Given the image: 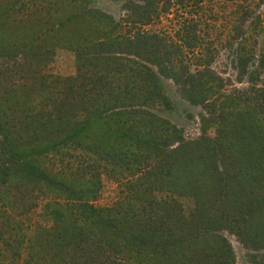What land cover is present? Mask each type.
<instances>
[{"label":"trees","instance_id":"16d2710c","mask_svg":"<svg viewBox=\"0 0 264 264\" xmlns=\"http://www.w3.org/2000/svg\"><path fill=\"white\" fill-rule=\"evenodd\" d=\"M113 1L118 20L0 0V264H237L231 236L263 252L256 0ZM63 51L68 77L49 70ZM165 82L201 109L197 137L154 113ZM108 173L121 193L101 206Z\"/></svg>","mask_w":264,"mask_h":264},{"label":"rangeland","instance_id":"374dc122","mask_svg":"<svg viewBox=\"0 0 264 264\" xmlns=\"http://www.w3.org/2000/svg\"><path fill=\"white\" fill-rule=\"evenodd\" d=\"M95 5L100 9L106 11L108 15L115 17L116 20H118L123 14V12L121 11V4L113 0H95ZM257 5H259V7H257ZM255 7H256L255 12L258 10L264 15V0H256ZM261 25L262 26H257L260 33L255 32V37L250 36V38L256 40L254 49L256 50L258 55L264 53V18L262 20ZM163 27L166 29V27L169 26H159L158 28L160 29ZM216 27H218L219 30L220 29L223 30L224 28L230 29V26H216ZM255 27L256 26H253V28ZM207 28L211 29L212 26H208ZM211 34L212 31H210V35ZM210 39H214V37L211 36ZM227 58H228V54L222 52L221 57L219 58L218 66L223 71H226L228 67L229 62L227 61ZM49 70L51 74L62 77H68L74 75L76 71V62L74 55L66 51L58 52ZM261 79L264 82V75ZM165 85H166L165 88L166 92L168 93V96L172 103V112L168 113L169 111H166V109H162V110H156L154 113L161 118L170 120L172 124H174L175 126H177L178 128L184 131V135L186 137H192V138L197 137L201 133L199 120H198V116L201 112V109L190 106L188 103H186L178 95L177 90L173 84H171L170 82H165ZM209 132L211 135H213L212 129H210ZM115 180L116 179L112 178V173H108V175L104 177L103 189L101 191V200L99 201V205L111 206L112 204H115L118 201L121 193V189L119 188L120 186L117 184ZM229 239L232 243V246L236 254L237 264H261V262H263L264 251L256 254L255 252L249 251L246 248H244L236 238H233L231 236L229 237Z\"/></svg>","mask_w":264,"mask_h":264}]
</instances>
